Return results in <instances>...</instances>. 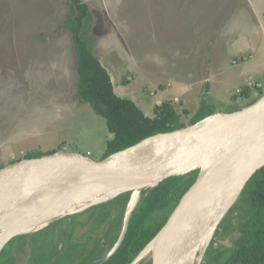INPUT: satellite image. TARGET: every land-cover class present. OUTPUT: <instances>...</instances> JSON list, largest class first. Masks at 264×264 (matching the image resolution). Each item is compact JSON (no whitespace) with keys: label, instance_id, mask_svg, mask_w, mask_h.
I'll use <instances>...</instances> for the list:
<instances>
[{"label":"rangeland","instance_id":"374dc122","mask_svg":"<svg viewBox=\"0 0 264 264\" xmlns=\"http://www.w3.org/2000/svg\"><path fill=\"white\" fill-rule=\"evenodd\" d=\"M81 1L90 14L86 38L115 94L148 117L156 104L169 102L187 127L201 104L213 113H230L261 94L253 89L244 97L237 90L259 83L264 91V0ZM69 14L68 0H0V166L51 151L103 160L112 135L105 120L77 98L76 55L63 28ZM119 197L30 237L14 236L8 241L28 237L29 246L21 255L6 244L0 264H46L53 257L52 264H75L84 248L86 254L98 249L82 243L93 230L102 237L98 227L109 222L101 218L104 213L111 210L110 221H121V211L114 220L116 208L124 203L125 210L130 193ZM243 207L240 201L224 216L200 264L224 263L239 223L247 218ZM65 244L68 257L55 252L56 245Z\"/></svg>","mask_w":264,"mask_h":264},{"label":"water","instance_id":"95a60500","mask_svg":"<svg viewBox=\"0 0 264 264\" xmlns=\"http://www.w3.org/2000/svg\"><path fill=\"white\" fill-rule=\"evenodd\" d=\"M169 140H176L180 150L174 153L139 151V148L148 142ZM263 147L264 95L239 110L212 113L185 128L145 138L103 160L95 161L81 154L55 151L39 158L21 159L8 164L0 168V212L23 197L37 184L40 177L63 172L73 177L69 190L84 186H106L118 191L117 195L106 202L90 205L82 211L64 217L130 193L114 244L92 263L102 264L116 253L124 241L133 210L143 191L154 188L169 178L198 171L196 180L181 197L165 225L130 263L139 264L143 260V253L150 247V264H197L202 247L211 234L215 190L225 182L243 181L233 203L217 219L211 240L219 223L234 205L246 183L264 167V151L256 155ZM67 204L68 199L65 204L57 205L20 224H28L50 215L53 209H57L59 213ZM173 227L171 244L164 251L161 245ZM11 238L13 237L9 239ZM8 240L1 244L0 251Z\"/></svg>","mask_w":264,"mask_h":264},{"label":"trees","instance_id":"16d2710c","mask_svg":"<svg viewBox=\"0 0 264 264\" xmlns=\"http://www.w3.org/2000/svg\"><path fill=\"white\" fill-rule=\"evenodd\" d=\"M68 3L70 14L65 20L63 28L71 34L76 55L78 75L76 95L78 100L87 104L96 116L105 120L108 132L112 135L106 144L102 159L129 148L150 136L184 128L185 124L181 121V115L169 102L156 104L153 107V117H148L132 100L121 98L115 94L108 72L93 54L90 38H86L87 22L90 20L87 5L81 0H68ZM258 90L261 93L259 97L264 95L261 88ZM250 92L245 89L240 94L246 97ZM257 99L252 100L248 105ZM184 113L187 114V111ZM212 113L205 104H201L190 124L193 125ZM53 152L55 151L44 154L30 153L23 159L39 158ZM2 167L4 166H0V168ZM197 175L198 171H194L184 176L172 177L143 192L138 209L130 219L124 241L117 252L102 264H130L162 229L170 213L194 183ZM123 196H127V194ZM119 198L106 204H112ZM240 201H244L243 213L247 218L239 223L238 237L233 241L230 253L223 264H264V167L246 183L228 213ZM118 206L120 209L118 208L117 211L118 213L121 211L122 215L124 203ZM118 213L114 218L116 221L119 219ZM111 215L112 211L109 210L101 218L109 219L108 223L113 224V220L110 221ZM117 222L121 223L120 220ZM213 242L214 238L207 250L211 248Z\"/></svg>","mask_w":264,"mask_h":264},{"label":"bare ground","instance_id":"6f19581e","mask_svg":"<svg viewBox=\"0 0 264 264\" xmlns=\"http://www.w3.org/2000/svg\"><path fill=\"white\" fill-rule=\"evenodd\" d=\"M160 144H166L167 146H161ZM179 150L180 146L176 140L151 141L139 148V151L141 152L158 153H174ZM262 151H264V147L261 148L256 155ZM72 181L73 177L66 172L54 175H44L37 180V184H35V186L23 197L16 201L12 206L1 211L0 246L10 237L18 235L23 236L26 234L31 235V233L38 232L41 229L48 227L50 223L56 221L62 216L64 217L82 211L90 205L106 202L118 194V191L106 186H84L69 190ZM242 185V180L238 182H225L220 184L215 190V207L211 222V234L217 219L233 203ZM67 199L68 204L65 207H62L59 213H57V209H53V211L49 213L50 215L41 217L28 224H20L27 219L40 216L45 211H48L57 205L65 204ZM173 234L174 227L167 233L161 245V248L164 251L167 250L171 244ZM211 234L202 247L201 256L209 245ZM150 256L151 248L149 247L143 253V259L149 258ZM201 256L198 258L197 264L200 263ZM144 263L145 262L141 261L139 264Z\"/></svg>","mask_w":264,"mask_h":264},{"label":"flooded vegetation","instance_id":"af4514ba","mask_svg":"<svg viewBox=\"0 0 264 264\" xmlns=\"http://www.w3.org/2000/svg\"><path fill=\"white\" fill-rule=\"evenodd\" d=\"M119 208H120V206H119ZM117 210H119V209L116 208L115 217H116V215L118 213ZM120 225H121V223H118V225L116 227V224H114V223L113 224L108 223V226L107 227L105 225L99 226L98 228H102L103 230H101V231H103V233H104V234H102V237L99 238L100 240H98L96 238V236L94 235L95 233H98V232H96V230H93L92 232H89V234H87L88 239L84 243H82V244H84V246L86 248H91L90 246L93 243L94 244H97V248H98L96 250L97 253H96V251L94 253H92L91 251H89L88 254H91V255L89 256V258H87L88 257V254H86V252H88V250L86 249V251H85V248L82 247V248H84V252L82 254H80V255H82V257H79L78 254H77V257L74 259V263L75 264H92L98 258H100L114 244V242H115V240H116V238L118 236L119 230H120ZM98 228H96V229H98ZM111 231H114L116 234H113L112 236H110L111 235ZM104 247H105V249L102 251V249ZM58 251H61L63 253L62 255H65V256L67 255V257H68V254H69L68 253V244H65L64 247H63V245H56L55 252L57 253ZM72 254H73V252H72ZM53 258H52L53 260L51 259V261H49L46 264H52V263H54L57 260L56 257H53ZM40 264H44V263L42 262Z\"/></svg>","mask_w":264,"mask_h":264},{"label":"crops","instance_id":"0c3cea01","mask_svg":"<svg viewBox=\"0 0 264 264\" xmlns=\"http://www.w3.org/2000/svg\"><path fill=\"white\" fill-rule=\"evenodd\" d=\"M251 58V57H250ZM89 210V209H88ZM87 211V210H86ZM76 214L74 215H71V216H75ZM70 217V216H69ZM37 233V232H35ZM35 233H32L31 235H34ZM31 235H29L28 237H30ZM28 237H23L20 239V241H17V239H15V241H8L6 244H12V251H16V250H20V253L21 255L23 254L22 252V248L25 247V249L29 246V239ZM98 240H100L99 238H97ZM69 241V240H68ZM25 252V251H24Z\"/></svg>","mask_w":264,"mask_h":264},{"label":"built area","instance_id":"2783aa9c","mask_svg":"<svg viewBox=\"0 0 264 264\" xmlns=\"http://www.w3.org/2000/svg\"><path fill=\"white\" fill-rule=\"evenodd\" d=\"M260 88H261V85H260L259 83H255V84H250V83H249V84L247 85V88H246V89L249 90V91H251V90H253V89L256 90V89H260ZM236 92H237V93H241V90H237Z\"/></svg>","mask_w":264,"mask_h":264}]
</instances>
